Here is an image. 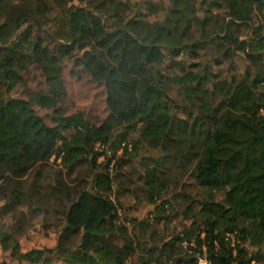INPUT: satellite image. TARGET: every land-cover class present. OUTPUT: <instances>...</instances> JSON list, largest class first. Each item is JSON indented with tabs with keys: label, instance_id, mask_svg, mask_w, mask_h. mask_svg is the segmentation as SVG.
Listing matches in <instances>:
<instances>
[{
	"label": "trees",
	"instance_id": "1",
	"mask_svg": "<svg viewBox=\"0 0 264 264\" xmlns=\"http://www.w3.org/2000/svg\"><path fill=\"white\" fill-rule=\"evenodd\" d=\"M57 1L62 19L52 25L49 0H0V197L60 219L54 246L28 250L26 223L0 224L3 249L15 264H260L252 260L264 259V0H149L136 10L132 0ZM37 21L62 48L82 47L76 62L106 88L99 123L78 110L50 124L34 100L12 94L33 65L49 86L34 97L40 105L66 91L59 54L29 29ZM141 144L160 150L141 185L155 216H132L130 229L123 203L107 193L113 167ZM185 174L201 195L186 192ZM47 175L55 181L45 184ZM171 185L190 223L167 237L156 223L173 208Z\"/></svg>",
	"mask_w": 264,
	"mask_h": 264
},
{
	"label": "rangeland",
	"instance_id": "2",
	"mask_svg": "<svg viewBox=\"0 0 264 264\" xmlns=\"http://www.w3.org/2000/svg\"><path fill=\"white\" fill-rule=\"evenodd\" d=\"M51 9L49 11L50 24H59L61 21V9L58 5L57 0H49ZM149 0H132L135 3L134 10L138 7H146L145 3ZM74 3L83 4L84 1L74 0ZM137 2V4H136ZM148 12V10H146ZM152 17L156 16L155 13L149 12ZM264 17V7L261 4L256 6V20H260ZM25 24L24 27H27ZM31 33L35 34L41 42L53 47L59 54L63 64V79L65 84V92L63 94L56 95V101L53 106H42L35 101V96L41 89L49 90V86L46 82V78L41 67L37 65L31 66L28 70L23 71V79L21 82L14 87L12 90L13 95L22 96L27 99H32L34 107L38 113L41 114L48 123L55 122V118L60 119L62 116L71 114L78 110H83L86 118L92 123H99L107 115L109 108L107 105V93L106 88L102 82L97 81L93 78L91 73L81 64L76 62V58L83 52L82 47L75 45L74 47L62 48L60 43L53 39L44 29L47 26L41 25L39 27L35 25L30 26ZM48 30V29H47ZM252 31L246 28V34L250 37ZM209 55L212 53L209 51ZM236 69L239 73H243L246 68V61L243 54L238 55L235 59ZM223 66L228 68L229 62L223 63ZM172 95L177 100H182V96L179 94L177 89H174ZM142 147L139 152L135 155H126V160L122 162L121 166L113 167L116 179L113 184V191L107 193L111 198L117 199L123 203L122 206V218L129 225L130 229L134 226L128 221L132 216H136L137 220L140 221L148 214L152 217L155 216V204L148 203L147 199L143 195V184L146 166L153 164L151 157H157L160 154V150L141 144ZM55 158V157H53ZM52 158V160H53ZM104 156H101L102 160ZM116 159L113 160V163ZM60 161V158L58 159ZM87 168L86 165L81 166L80 169L84 171ZM71 179V177H68ZM73 178V177H72ZM46 183L49 184L51 181H55L51 175L45 177ZM186 183L185 190L188 193L201 195V191L197 188L194 180L184 175ZM178 187L171 185L167 191L166 197L169 202L172 203V207H167L165 211L166 217L161 222L156 223L153 220V224L156 223L157 227L166 236L172 235L173 232H178L187 227L190 220L185 217L183 210L186 206V201L183 196L174 198L177 191H174ZM222 195H219L221 198ZM170 203V206H171ZM120 205V204H119ZM174 209V211H173ZM45 217H48L46 219ZM59 218L53 212L38 211L33 213L30 204H23L17 208L12 209L9 204L5 202V199L0 197V224L2 229H14L17 231L19 225L22 223L27 224V230L20 234V241L24 250L31 249L33 247H46L54 246L57 243L59 236L56 224L59 222ZM48 222L50 225H48ZM47 224V225H46ZM252 249H255L251 247ZM259 262L264 264V259H253L252 263ZM202 264H208L207 260L201 259ZM15 264V260L11 257V252L5 251L0 239V264ZM37 264H69L59 258H55L49 263H37Z\"/></svg>",
	"mask_w": 264,
	"mask_h": 264
},
{
	"label": "built area",
	"instance_id": "3",
	"mask_svg": "<svg viewBox=\"0 0 264 264\" xmlns=\"http://www.w3.org/2000/svg\"><path fill=\"white\" fill-rule=\"evenodd\" d=\"M124 145H125V142H123V144L117 149V153H120L123 151ZM129 147H131L130 143H129ZM109 152H112V150H110ZM231 235L233 236L234 234L232 233Z\"/></svg>",
	"mask_w": 264,
	"mask_h": 264
},
{
	"label": "water",
	"instance_id": "4",
	"mask_svg": "<svg viewBox=\"0 0 264 264\" xmlns=\"http://www.w3.org/2000/svg\"><path fill=\"white\" fill-rule=\"evenodd\" d=\"M37 23H38L39 25H41V23H40V22H38V21H37Z\"/></svg>",
	"mask_w": 264,
	"mask_h": 264
}]
</instances>
